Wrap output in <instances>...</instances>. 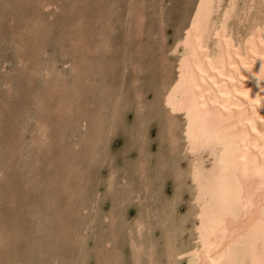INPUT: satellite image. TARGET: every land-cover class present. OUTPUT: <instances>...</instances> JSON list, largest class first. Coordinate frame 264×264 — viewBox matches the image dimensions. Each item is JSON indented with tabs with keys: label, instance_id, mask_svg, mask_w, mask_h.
<instances>
[{
	"label": "rangeland",
	"instance_id": "obj_1",
	"mask_svg": "<svg viewBox=\"0 0 264 264\" xmlns=\"http://www.w3.org/2000/svg\"><path fill=\"white\" fill-rule=\"evenodd\" d=\"M196 2L0 0V264H188L192 156L163 94Z\"/></svg>",
	"mask_w": 264,
	"mask_h": 264
},
{
	"label": "bare ground",
	"instance_id": "obj_2",
	"mask_svg": "<svg viewBox=\"0 0 264 264\" xmlns=\"http://www.w3.org/2000/svg\"><path fill=\"white\" fill-rule=\"evenodd\" d=\"M195 5L163 94L192 156L188 264H264V0Z\"/></svg>",
	"mask_w": 264,
	"mask_h": 264
},
{
	"label": "snow or ice",
	"instance_id": "obj_3",
	"mask_svg": "<svg viewBox=\"0 0 264 264\" xmlns=\"http://www.w3.org/2000/svg\"><path fill=\"white\" fill-rule=\"evenodd\" d=\"M261 71H264V64H262L261 66Z\"/></svg>",
	"mask_w": 264,
	"mask_h": 264
}]
</instances>
